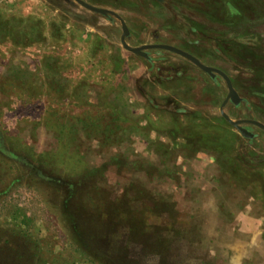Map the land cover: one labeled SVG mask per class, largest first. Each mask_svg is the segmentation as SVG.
<instances>
[{"label": "rangeland", "instance_id": "obj_1", "mask_svg": "<svg viewBox=\"0 0 264 264\" xmlns=\"http://www.w3.org/2000/svg\"><path fill=\"white\" fill-rule=\"evenodd\" d=\"M84 1L264 124V0ZM121 36L74 0H0V264H264V132L224 120L220 76Z\"/></svg>", "mask_w": 264, "mask_h": 264}, {"label": "water", "instance_id": "obj_2", "mask_svg": "<svg viewBox=\"0 0 264 264\" xmlns=\"http://www.w3.org/2000/svg\"><path fill=\"white\" fill-rule=\"evenodd\" d=\"M74 1L77 4H79L80 6H82L83 8H85L86 10H88L94 14L103 16V17L107 18L109 21H113L114 19L119 20L121 23V26H122V36H121L120 42H121V45L123 46V48L125 50H127L128 52L133 53L137 56H140V57H143V58H146L149 60V56H148L147 51H150V50L169 51V52L175 53V54L187 59L188 61L193 63L196 67H198L200 70H202L204 73L208 74L212 79H215L217 76H220L226 82V85L228 88V95H227L226 99L224 100V102L220 108V113H221L222 117L224 118V120H226V122H228L231 126L236 128L243 137L248 138V139L253 138L254 134H252L249 130L244 128L243 127L244 125H247V124L254 125V126L260 128L264 132V124L263 123L256 121V120H237V121H234L224 112V108L228 102L233 103L235 106H239V104L242 102V99L240 98V96L238 95L236 90L234 89L231 79L223 71H221L220 69H217L215 67L203 64L198 58H196L192 54H190L184 50H181L179 48H176L174 46L165 45V44H150V45H144L141 47H131L126 42V39L130 36V30H129L126 22L124 21V19L119 14H117L116 12H114L112 10L106 9V8L91 5L84 0H74ZM147 1L162 2L163 0H147Z\"/></svg>", "mask_w": 264, "mask_h": 264}, {"label": "trees", "instance_id": "obj_3", "mask_svg": "<svg viewBox=\"0 0 264 264\" xmlns=\"http://www.w3.org/2000/svg\"><path fill=\"white\" fill-rule=\"evenodd\" d=\"M89 249H90V251H92V253H94V255L95 254H98L99 253V250H95V251H98V252H93V247H89ZM113 248H110V252H109V255H116V252L114 251V250H112ZM109 250H107V252H108ZM95 256H97V255H95ZM105 258V257H104ZM106 258H107V256H106ZM116 260V259H115ZM114 264V263H113Z\"/></svg>", "mask_w": 264, "mask_h": 264}]
</instances>
